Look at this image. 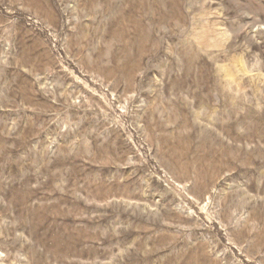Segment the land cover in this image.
<instances>
[{
	"label": "rangeland",
	"instance_id": "obj_1",
	"mask_svg": "<svg viewBox=\"0 0 264 264\" xmlns=\"http://www.w3.org/2000/svg\"><path fill=\"white\" fill-rule=\"evenodd\" d=\"M0 264H264V0H0Z\"/></svg>",
	"mask_w": 264,
	"mask_h": 264
}]
</instances>
